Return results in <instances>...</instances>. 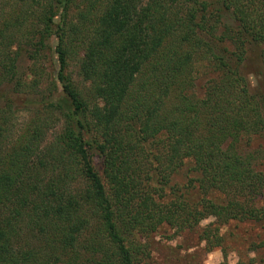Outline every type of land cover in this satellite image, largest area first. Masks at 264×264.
Instances as JSON below:
<instances>
[{"label":"trees","instance_id":"trees-1","mask_svg":"<svg viewBox=\"0 0 264 264\" xmlns=\"http://www.w3.org/2000/svg\"><path fill=\"white\" fill-rule=\"evenodd\" d=\"M251 44L256 91L239 70ZM75 45L84 87L68 74ZM43 83L51 89L16 134L0 109V264H136L162 225L264 222V205L252 206L264 148L247 151L264 135V0H0V85L36 95ZM183 165L224 202L177 194Z\"/></svg>","mask_w":264,"mask_h":264},{"label":"rangeland","instance_id":"rangeland-1","mask_svg":"<svg viewBox=\"0 0 264 264\" xmlns=\"http://www.w3.org/2000/svg\"><path fill=\"white\" fill-rule=\"evenodd\" d=\"M211 7L217 8V5L214 4ZM222 24L233 27L236 25L226 11H223ZM48 44L49 47L54 48L55 40L51 38ZM80 49L78 45L72 49L68 61V74L72 76L76 86L84 87L85 84L77 75V62L81 55ZM50 63L53 64V58H49L48 62L45 63L46 71L51 72L53 65ZM29 65L25 55L22 54L18 63L19 73L26 72ZM239 70L246 79L249 90L256 91L259 87L263 89L260 76L262 66L257 46L252 44L248 46L246 57ZM202 84V80L196 82L195 88L198 95H201ZM48 89L51 87L43 83L40 86V92L36 95H24L13 92L11 84L0 85V109L10 111L7 114L9 118L11 117L8 124L9 135L16 134L31 119V115H35L38 105L36 96L47 95ZM92 130L96 134L97 127L94 124ZM257 148H264V135L255 138L247 151ZM92 159L96 171L103 181H106L102 158L94 153ZM259 169L264 172V166H260ZM171 179V185L178 190L177 194L191 205L198 203L200 199L212 200L217 205L222 204L225 200V196L219 191H209L207 195L203 196L197 190L196 182L192 181L194 174L185 165L179 169L177 174L172 175ZM150 185H155L154 178L150 181ZM166 194L164 201L170 198L171 194L168 189ZM239 199L243 200L242 197ZM239 204L243 208L241 203ZM263 205L264 196L256 200L252 206L260 209ZM207 227L216 229L214 235L209 236L210 241L203 240L201 236L202 230ZM141 242L145 248L139 255L136 264H264V222L231 220L223 224L217 222L213 217H209L199 221L195 229L191 231L183 230L180 232L167 225H162L156 232L149 234L146 239H142Z\"/></svg>","mask_w":264,"mask_h":264}]
</instances>
